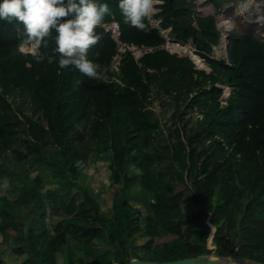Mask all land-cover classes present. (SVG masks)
<instances>
[{"label": "trees", "instance_id": "1", "mask_svg": "<svg viewBox=\"0 0 264 264\" xmlns=\"http://www.w3.org/2000/svg\"><path fill=\"white\" fill-rule=\"evenodd\" d=\"M189 1L164 0L158 27L145 21L148 30L139 31L125 24L119 0H105L112 15L88 53L103 66L97 79L20 54L23 26L0 21V190L19 140L28 156L14 170L20 196L0 195V264L2 248L15 264H104L139 251L167 261L215 255L264 264V38L232 30L227 58L217 59L216 19L193 16ZM230 3L243 0H211L218 13ZM113 23L125 53L104 27ZM168 30L174 44L191 41L211 72L166 50ZM54 37L40 51L58 61ZM133 47L146 50L139 60ZM218 86L232 89L224 102ZM154 94L164 97L157 120ZM196 109L201 117L191 126L186 116ZM93 155L114 169L111 214L102 188L87 183ZM157 174L169 175L164 192L156 191ZM187 202L194 209L181 217ZM212 227L215 249L207 244ZM164 237L171 240L156 243Z\"/></svg>", "mask_w": 264, "mask_h": 264}, {"label": "clouds", "instance_id": "2", "mask_svg": "<svg viewBox=\"0 0 264 264\" xmlns=\"http://www.w3.org/2000/svg\"><path fill=\"white\" fill-rule=\"evenodd\" d=\"M164 0H119L118 7L125 24L147 31L151 17L160 11ZM249 0H243L247 10ZM112 15L105 0H0V21L16 22L20 54L30 53L38 63L58 62L60 69L74 68L89 79L99 78L103 66L88 58V53L100 40L96 28ZM264 22V16L255 21ZM55 32L56 56H46L40 49L47 47Z\"/></svg>", "mask_w": 264, "mask_h": 264}, {"label": "rangeland", "instance_id": "3", "mask_svg": "<svg viewBox=\"0 0 264 264\" xmlns=\"http://www.w3.org/2000/svg\"><path fill=\"white\" fill-rule=\"evenodd\" d=\"M250 6L247 10L242 9L241 4H232L230 3L227 6H224L220 9V12L218 13L217 10L214 8V6L211 4V0H190L189 5L191 8V14L196 17H203L207 18L209 16H214L216 19V22L218 24V29L221 33V40L220 44L217 47H214L213 57L217 59H226L227 58V45H228V34L232 30H236L238 33H248L252 32L255 34L257 38H264V22L257 23L255 22L258 17L264 16V3H258L256 0H249ZM153 27H158L159 21L154 19V16L151 17L150 20ZM105 27V26H104ZM167 41V44L165 45V48L172 54H178L179 56H190V52L195 54V47L191 46L189 47L190 43L186 46H182L179 44L172 43L173 40L169 37L165 38ZM177 45L181 49L176 50L173 46ZM126 46H122L119 48L120 53H125ZM183 48V49H182ZM131 49L134 56H141L144 54L146 50H137L136 48H128V50ZM198 57V56H197ZM121 57L117 56L115 57L113 61V68L116 69L119 59ZM206 66V65H205ZM197 69L203 70L207 69V66L205 68H201L199 66H196ZM219 88L223 89V96L222 101L224 102L232 93V89L226 86H218ZM164 99V97L160 98L156 94H154L153 98V107H152V119L157 120L159 118L160 113V102ZM201 117L199 110L190 111L189 114L186 116V119H190L191 123L190 125H194V121ZM79 128L83 134H87L89 124L85 125H79ZM164 129L163 126H161V130ZM28 156L26 155L24 149H23V140H19L17 142V149L14 151H11L7 155L8 163L10 164V169H8V166L5 167L8 171L4 173V179L2 180L4 189L0 190V195H6L7 190L10 191V197L13 199H17L20 196L22 183L19 180H16V175L14 173V170H19V167H17L18 163L23 160H27ZM91 165L88 169V180L87 183H91L93 187H95L97 190L102 188L103 191H101L102 195V207L103 209L111 214V207H112V198L114 194L113 185L114 180L110 178L112 174H114V169L106 164L103 159L98 158L96 156L91 157ZM124 158V151L118 150L116 153V160L118 162H122ZM2 167V166H0ZM13 167V168H12ZM17 167V168H16ZM27 173H29L30 178L34 179L37 176V173L32 171L31 169L26 170ZM78 176V171H75V177ZM169 175L168 174H157L154 177L155 180V188L157 192H164L166 188V184L168 182ZM14 180V181H13ZM104 184V185H103ZM179 190V188L177 189ZM98 192V191H97ZM194 209V205L190 202H187L182 205V212L181 217H183L185 214L191 212ZM212 230L214 231V228L212 227ZM8 232L10 234L15 235L16 232L12 229H9ZM210 237L208 247L211 248L212 243H210ZM171 240L170 237H164L156 240V243H162L165 241ZM1 242V237H0ZM2 250L5 253V259L6 264H15L16 258L13 257L9 252H7L4 248ZM131 252L125 253L123 252L120 254V256H114L108 261H106L104 264H116V263H123L128 262V260L131 257H135V259L138 260H145V261H167L163 260L162 257L158 256L155 253H145V252H137L133 256H129ZM212 257H218V256H212ZM223 258V257H218ZM134 260V259H133ZM131 261V260H130ZM173 261V260H169Z\"/></svg>", "mask_w": 264, "mask_h": 264}, {"label": "water", "instance_id": "4", "mask_svg": "<svg viewBox=\"0 0 264 264\" xmlns=\"http://www.w3.org/2000/svg\"><path fill=\"white\" fill-rule=\"evenodd\" d=\"M111 25H113V26L116 25V27L118 29V35L117 36L115 35V32L111 30ZM105 29L107 31H111L112 32V35L115 38V40L117 41L119 48H121L122 46H126V45L122 44L118 40V37H119V27H118L117 24L113 23V24L105 25ZM169 33H170V30L164 31L163 32V38H168V34ZM191 46H192V42L190 41L189 47H191ZM133 48H136V47H133ZM136 49L139 50L138 48H136ZM151 50L152 49H150V51ZM129 51L133 54V52L131 51V49H129ZM143 55L144 54H142L141 56H135V59L136 60H139ZM188 57L197 66L196 61L194 60V58L191 55L188 56ZM120 61H121V58L119 59V62ZM203 70H206L208 73L211 72V69L208 66H207V69H203ZM214 232H215V228H214V231L212 230V233H211V236H210V238H211L210 239V243H212V237H213ZM208 242H209V239H208ZM116 264H259V263H256V262H253V261H249V260L234 259V258H218V257H212V256H210V257H207V256H199V257H191V258L178 259V260H173V261H145V260L134 259V260H131V261H128V262L116 263Z\"/></svg>", "mask_w": 264, "mask_h": 264}, {"label": "bare ground", "instance_id": "5", "mask_svg": "<svg viewBox=\"0 0 264 264\" xmlns=\"http://www.w3.org/2000/svg\"><path fill=\"white\" fill-rule=\"evenodd\" d=\"M111 30L115 32V35H116V36L118 35V29H117L116 25H114V26L111 25ZM173 47H174L176 50L181 49V48L178 47L177 45H174ZM182 49H183V48H182ZM189 54L194 58V60L196 61L197 66H199V67H201V68H205V67H206L205 64H204V62H203L199 57H197V56H196L195 54H193L192 52H190Z\"/></svg>", "mask_w": 264, "mask_h": 264}, {"label": "built area", "instance_id": "6", "mask_svg": "<svg viewBox=\"0 0 264 264\" xmlns=\"http://www.w3.org/2000/svg\"><path fill=\"white\" fill-rule=\"evenodd\" d=\"M119 63H120V62H119ZM119 63H118V65H119ZM118 65H117V66H118ZM116 69H117V67H116ZM210 249H215V247H211Z\"/></svg>", "mask_w": 264, "mask_h": 264}]
</instances>
